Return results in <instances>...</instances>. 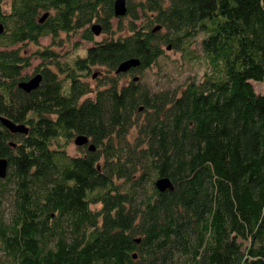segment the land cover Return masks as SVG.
Listing matches in <instances>:
<instances>
[{"label": "trees", "instance_id": "16d2710c", "mask_svg": "<svg viewBox=\"0 0 264 264\" xmlns=\"http://www.w3.org/2000/svg\"><path fill=\"white\" fill-rule=\"evenodd\" d=\"M4 1L0 115L27 132L0 123V264H264V91L250 81L264 78V0H126V32L70 63L37 48L47 64L29 91L17 85L29 77L21 45L50 35L58 46L74 31L93 40L92 23L110 32L121 16L114 0ZM199 32L210 65L200 81L179 94L120 83L122 60L137 57L129 70L141 71L162 43L179 48ZM92 66L105 83L81 79ZM78 133L95 148L69 154L63 142ZM159 176L173 189H157Z\"/></svg>", "mask_w": 264, "mask_h": 264}, {"label": "rangeland", "instance_id": "374dc122", "mask_svg": "<svg viewBox=\"0 0 264 264\" xmlns=\"http://www.w3.org/2000/svg\"><path fill=\"white\" fill-rule=\"evenodd\" d=\"M134 1V0H132ZM4 7H8V0L3 3ZM130 16L128 14L121 16V22L118 23V18H112V29L110 32L100 31L98 34H94V39H86L81 37L79 31H74L69 35L64 32L60 33L62 37L61 44L58 46L51 44L50 35H42L39 37L38 44L27 42L21 45V50H26L30 53V64L21 70L22 75L31 76L36 71L39 64L45 63L46 61L41 60L38 54L34 53L37 48L45 46L54 47L55 50L60 53L57 58L70 63L73 58L77 55L84 54L85 48L91 45L94 40H99L105 36L118 35L119 33L126 32L128 27V20ZM145 20L144 16L136 19L137 24H141ZM118 27H122L119 29ZM202 32H199L196 36L190 39L188 44L179 48H173L169 43H162L163 52L157 57L155 62L150 66L143 68L141 71L134 68L133 70H127L120 72L119 81L120 83H127L134 75L138 76V80L145 86L149 87L150 90H165L174 91L177 94L190 80L200 81L205 73L210 70V65L205 57L201 46ZM50 66L55 69L54 65ZM96 72L99 74V79L92 77L91 73ZM107 72L103 66H92L87 75L80 76L81 79L86 80L92 87L98 85V83H105L106 77L104 76ZM60 76H63L60 74ZM251 84L256 92L264 91V78L261 81L250 80ZM85 96H93V92L87 93ZM84 96V97H85ZM133 132V131H132ZM64 141V140H63ZM62 141V142H63ZM64 147L69 154L81 153V148L73 142V137L67 142H63ZM3 209L8 215L11 209L10 201L4 199ZM92 208L99 207V203L92 204ZM177 264V263H173ZM179 264V263H178Z\"/></svg>", "mask_w": 264, "mask_h": 264}, {"label": "water", "instance_id": "95a60500", "mask_svg": "<svg viewBox=\"0 0 264 264\" xmlns=\"http://www.w3.org/2000/svg\"><path fill=\"white\" fill-rule=\"evenodd\" d=\"M113 13L115 16H122L126 13V0H114L113 1ZM47 15V12L43 13L41 15L40 20H43V18ZM159 25H155L153 27V30H156L159 28ZM92 32L94 34H98L101 31V25L98 22H94L90 26ZM4 30L3 24L0 22V33ZM139 64V59L137 57H130L127 59L122 60L118 63L116 66L114 72H124L129 70L131 67H135ZM96 72L92 74V77H94ZM42 78V74L40 71L32 74L27 79L21 80L17 83V85L22 88L25 91H29L33 88H36ZM138 76L134 75L133 79H137ZM141 108V107H140ZM0 123L5 126L9 131L11 132H21L26 133L27 132V126L24 123H17L11 120L10 118L0 115ZM89 138L86 134L78 133L73 137V142L76 145H81L84 143L88 144V148L93 150L95 148V145L92 141H89ZM8 168V159L4 156H0V177H4L7 173ZM154 185L159 190H165V189H173V183L171 182L170 178L166 176H159L154 180ZM135 241H139V237L135 238ZM133 257L136 256V252L132 254Z\"/></svg>", "mask_w": 264, "mask_h": 264}, {"label": "flooded vegetation", "instance_id": "af4514ba", "mask_svg": "<svg viewBox=\"0 0 264 264\" xmlns=\"http://www.w3.org/2000/svg\"><path fill=\"white\" fill-rule=\"evenodd\" d=\"M36 72H38V70L35 71L34 73H36ZM88 138H89V137H88ZM89 141H91L90 138H89L88 142H89ZM77 146L82 147V148H81V152H82V150H83L85 147H86L88 150H91V149L88 148V144H87V143H84V144H81V145H77ZM86 148H85V149H86Z\"/></svg>", "mask_w": 264, "mask_h": 264}]
</instances>
